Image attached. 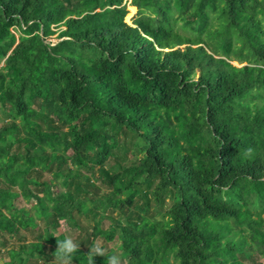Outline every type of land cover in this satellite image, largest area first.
<instances>
[{
    "label": "trees",
    "instance_id": "trees-1",
    "mask_svg": "<svg viewBox=\"0 0 264 264\" xmlns=\"http://www.w3.org/2000/svg\"><path fill=\"white\" fill-rule=\"evenodd\" d=\"M0 111L1 264H264V0H0Z\"/></svg>",
    "mask_w": 264,
    "mask_h": 264
},
{
    "label": "clouds",
    "instance_id": "clouds-1",
    "mask_svg": "<svg viewBox=\"0 0 264 264\" xmlns=\"http://www.w3.org/2000/svg\"><path fill=\"white\" fill-rule=\"evenodd\" d=\"M78 245L71 237H66L63 241L58 244V248L64 257H70L74 252L78 250ZM92 259L96 256L104 257L106 250L102 244H96L92 249ZM108 264H120V256L117 254H111L106 257Z\"/></svg>",
    "mask_w": 264,
    "mask_h": 264
},
{
    "label": "rangeland",
    "instance_id": "rangeland-1",
    "mask_svg": "<svg viewBox=\"0 0 264 264\" xmlns=\"http://www.w3.org/2000/svg\"><path fill=\"white\" fill-rule=\"evenodd\" d=\"M130 7H131V6H128V7H127L128 14H127V16H126V22H127L128 24L131 25V24H132L133 17H134V15L137 13V8L135 7V8H136V11H135L134 13H131V12H130ZM64 29H65V28H60V31H63ZM234 65H237V66H238L237 63H234ZM0 114H1L2 117H4L3 114L1 113V111H0ZM119 140H120L121 143H123V141L125 140V139H124V134L121 133V134L119 135ZM45 178H48V175H45ZM59 189H60V191H64L63 188H59ZM16 204H17V206H26L25 203H24V201H22V199H20V198L17 200ZM58 231H59V230H58ZM30 238H31V237H30ZM97 244H102V240H101V239H98V240H97ZM102 245H103V244H102ZM104 249H105V250H108L109 247L106 246V247H104ZM2 262H3V259H2L1 254H0V264H1Z\"/></svg>",
    "mask_w": 264,
    "mask_h": 264
}]
</instances>
